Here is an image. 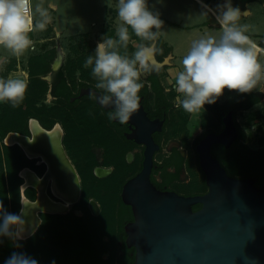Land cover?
Returning a JSON list of instances; mask_svg holds the SVG:
<instances>
[{"label": "rangeland", "instance_id": "obj_1", "mask_svg": "<svg viewBox=\"0 0 264 264\" xmlns=\"http://www.w3.org/2000/svg\"><path fill=\"white\" fill-rule=\"evenodd\" d=\"M32 3L34 7L37 4L41 5L48 11L50 16V22L45 30H37L29 34L34 42V50L29 49L23 55L17 57L0 46V59H6L7 61L0 64V78L21 77L27 82L28 87L32 86L31 91H26L25 98L18 107L13 108L10 103H0V123L7 125V130L25 128V122L30 117L39 119L35 117V114L38 113L43 116L54 108L55 101L52 100L50 95V78L53 67H56L62 56L64 60H72V62L82 61L85 63L89 55H94L96 45L101 41L102 37L107 35L113 39H118L116 30L121 23L118 19L117 23L110 19L103 26L105 19L110 15L111 9L117 7V0H32ZM160 4L168 8V4ZM259 6H257L258 10H260ZM35 19H39L38 14L35 15ZM115 25L117 26L116 28ZM55 26L59 30L65 31L68 35L59 33L60 31L57 32ZM85 32L90 33L85 34ZM129 33L131 39L127 50H130L128 54L131 56L141 43L147 44L149 42L135 36L130 28ZM170 34L171 32L167 36ZM171 40H173L172 43L178 53H182L187 49V36L172 32ZM157 49L155 59L162 65L156 70L162 85L167 93H175L177 95L174 103L178 107H175L172 123L179 126L180 136L190 143L203 129L201 120L205 114L204 110L201 109L198 113H188L183 110L180 106V101L183 97L182 94H178L175 91V79L170 73L171 66L169 61L164 58L160 62L158 57L163 53V50L161 48ZM258 62L264 64V54H261ZM146 75L147 73L143 76ZM46 86H48V90H46ZM226 95L224 93L218 100L223 102L222 100L227 97ZM59 111L60 114L52 115L56 123H61L63 120L62 111ZM9 119H12L10 125H8ZM237 119L246 133L245 145L252 151L264 149V101L249 111L239 113ZM18 130L22 131L21 129ZM82 137H84L82 140H84L85 144L92 143L91 138H87L85 135H82ZM91 148L92 146H88L86 151ZM73 152L71 149L70 153L73 157L70 154L69 157L72 163L82 172L80 174L81 196L78 201L70 205L69 209L64 213H38L40 223L34 233L29 238L18 241L23 246V249L22 247H14L12 241L8 238L0 237V240H2L0 248L1 250L3 249L2 255H0V264H4V261L14 251H22L35 258L38 263L47 258L50 250L60 254L71 253L80 261V264H104L103 261L106 262L110 258V253L107 252L103 253L100 259L98 249L91 246L93 242L95 243L98 236L94 218H100L101 228L99 233L103 235L105 241H108L111 237L115 238L116 204L124 177L120 176L116 180L108 177L96 178L91 175L89 163ZM94 152L99 153V160H101L102 154L100 151L97 149ZM24 158L20 151L8 150L0 135V196H7L5 201L2 202L4 208L10 213L20 214L22 210L24 192L20 189V186L18 187L22 180L17 175V172L21 169L19 167L22 164H27ZM249 170L247 169V171ZM190 173L192 178L187 183L180 185L185 192L197 191L199 187V184L196 183L197 178L193 175L194 170ZM4 183L6 188L3 186ZM92 200L99 206L100 212L97 216L89 208ZM52 231L58 234L57 240L52 236ZM76 232L83 235L80 243L73 242V239L69 236H73ZM62 234L64 235L62 236Z\"/></svg>", "mask_w": 264, "mask_h": 264}, {"label": "clouds", "instance_id": "obj_2", "mask_svg": "<svg viewBox=\"0 0 264 264\" xmlns=\"http://www.w3.org/2000/svg\"><path fill=\"white\" fill-rule=\"evenodd\" d=\"M201 4V17L209 13L220 25L219 36L207 34L195 40L181 60L182 70L175 77V91L182 94L180 106L185 112L198 113L205 105L215 104L225 89L239 94L253 90L264 80V65L258 62L256 45L246 35L249 26L239 24L242 11L233 6L232 0H224L215 9ZM116 13L121 22L116 30L118 39L102 37L94 55H89L84 67L91 66L92 76L98 81L93 99L107 112L110 121L126 124L140 108L139 95L144 87L142 75L152 69V60L158 49L156 41L164 28V20L158 11L150 9L148 0H117ZM38 14L39 19H35ZM50 22L48 11L41 5L33 6L32 0H0V46L14 56H21L34 42L29 33L43 31ZM129 28L135 36L149 43H141L129 56L127 47L131 39ZM120 48L125 52L121 54ZM0 59V64L6 63ZM28 84L20 78H0V103L18 107L25 98ZM25 220L20 214L8 212L0 201V237L12 241L13 246L23 239ZM2 243V240H0ZM4 264H38V261L22 251H14ZM54 264V262H53Z\"/></svg>", "mask_w": 264, "mask_h": 264}, {"label": "water", "instance_id": "obj_3", "mask_svg": "<svg viewBox=\"0 0 264 264\" xmlns=\"http://www.w3.org/2000/svg\"><path fill=\"white\" fill-rule=\"evenodd\" d=\"M151 63L156 68L162 65L157 60ZM140 110L135 124L145 137L136 139L146 144L144 166L122 191V200L134 216L125 227L126 244L136 250L133 264H264V189L251 178L230 176L211 153L213 145L228 149L237 139L233 112L224 118L220 134L207 135L197 147L208 192L184 196L161 191L151 182L158 146L152 138L154 123ZM49 176L50 172L44 178ZM197 204L201 208L194 211ZM92 205L97 216L99 206L94 201L91 209Z\"/></svg>", "mask_w": 264, "mask_h": 264}, {"label": "flooded vegetation", "instance_id": "obj_4", "mask_svg": "<svg viewBox=\"0 0 264 264\" xmlns=\"http://www.w3.org/2000/svg\"><path fill=\"white\" fill-rule=\"evenodd\" d=\"M237 1L240 3L249 2L246 0ZM251 1L264 4V0ZM67 64L78 67L80 62L70 63V61L64 60V57L62 56L57 66L53 67L50 78V95L52 100L55 101L54 107L59 108L62 111V122H55L51 127H46L39 119L30 117L26 122L25 128H16V130L12 132L32 138L33 133L30 127L32 119L38 120L46 131H52L57 125H59L62 131L60 140L61 146L79 179L80 196V174H82V172L72 163V160L69 157V154L72 156L70 153L71 149L74 151L73 153H75V155L89 163L91 175H94V177H108L112 180L119 179L120 176L124 177L119 193V196L122 198V191L125 184L137 176L143 169L146 144L144 142H137L136 137L139 136V138L143 139L145 133L142 130L139 132V128L135 124L136 114H134L126 124L110 121L107 116V112L110 111V109H104L99 106L95 99H93L92 94H82L83 91L86 90H94L97 93L101 91L95 88L98 81L92 76L91 66L85 68L84 63H82V70L78 67L79 69L74 79H68L69 90L62 87L63 77L60 73ZM153 68V71L156 72L155 69L157 68ZM140 82L144 85L139 93L141 97L140 108H142L148 120L151 123H154V126L151 127L153 129L152 138L154 144L158 146V149H156L153 155L151 182L161 191H171L180 195L189 196L191 192L183 191L180 185L187 183L192 178L190 173L192 170H194L193 175L197 178L196 183L201 186V189L203 188L204 183L206 184V176L204 178V172L202 173L203 170L197 152V147L204 138L195 145L196 139L199 135L205 132V128H203L190 143L184 140L180 136L179 126L172 123L175 107H178V105L175 104L173 108H167V104L160 99L159 95L153 93L152 84L148 81V75H142V80ZM53 91L55 92L53 93ZM55 93L61 95H55ZM140 108L137 112L138 115H140ZM227 115L223 116L221 121L214 116L217 122V128L219 129H213L215 131L210 134H220L223 131L224 118ZM148 128L149 126H144L145 131L151 130V128ZM18 129H21L22 131ZM82 135L91 138L92 143L85 144L84 140H82V138H84ZM5 139L3 140V143L8 146ZM88 146H92V148L89 151H86ZM9 147H12L14 151L20 149L25 157L24 160L27 162V164L17 172V175L22 180V183L19 185L20 189L23 188L24 183V179L21 176L23 169H31L39 178H44L49 172V166L42 157L29 158L19 145ZM222 147L225 148V146L221 144L213 145L211 151L212 155H214L213 152L215 151L221 152ZM96 148L102 154V161L99 160V153L94 152V150L97 151ZM67 151L69 152L68 154ZM97 169L108 170L109 172L105 177H100L97 174ZM206 188V190L198 195L206 194L208 192L207 184ZM23 192V195L29 200L31 199V201H35L38 198V190L33 186L26 188ZM47 194L54 201L64 203L63 200L54 194L52 183H49L47 187ZM91 202L89 204L90 209ZM126 240L127 237L125 242ZM120 246H123L122 241H120ZM125 255L126 253L120 252V256L123 257Z\"/></svg>", "mask_w": 264, "mask_h": 264}, {"label": "trees", "instance_id": "obj_5", "mask_svg": "<svg viewBox=\"0 0 264 264\" xmlns=\"http://www.w3.org/2000/svg\"><path fill=\"white\" fill-rule=\"evenodd\" d=\"M251 1V0H246ZM163 20V19H162ZM165 22V20H164ZM32 34V33H30ZM113 35V34H111ZM157 48H161L163 50V53L159 55L158 60L161 62L166 58L170 52L171 49L168 48V46L163 42L161 38H158L156 41ZM132 50V48L130 47ZM127 54L129 53L128 50ZM121 54L125 52L124 48H120ZM129 55V54H128ZM80 62V69L82 68V61ZM70 63H72V60H70ZM74 63V62H73ZM77 66H72L67 64L62 70L60 75L63 77V83L62 87L69 90L68 86V79H74V77L77 74L78 68ZM82 70V69H81ZM154 68L152 66V69L147 72L148 75V81L152 84V91L153 93H156L159 95L160 99L164 101L167 104V108H173L174 107V99L177 97L175 93H167L164 86L162 85L160 76L156 70V72L153 71ZM34 86V85H33ZM31 87H28L26 91H31ZM35 89V88H34ZM37 90V87H36ZM46 90H48V86H46ZM55 91H53L54 93ZM232 92V96L227 99L224 102H220L217 100L215 104L211 105H205L204 107V115L202 116V126L205 128V132L196 139L195 145L203 138H205L208 134L214 132L213 129H219L217 128V122L216 119L218 118L220 121L222 120L223 116L229 114V112H233L235 124L237 127V139L235 140L234 144L226 149L224 147L221 148V152L215 151L213 152V156L217 158L220 163L223 165V167L226 169L227 173L236 178H251L255 180V184L258 188L264 189V149H260L257 151L250 150L246 145V133L238 123V114L241 112L249 111L254 106L260 104L263 100V95L260 92H254L246 93V94H239L237 92ZM32 94V92H31ZM55 95H61L59 93H55ZM59 108H52L48 111V113H45L43 116L41 114H35V117L39 118V120L45 125L46 127H51L56 120L52 118V115L54 114H60ZM215 116V118H214ZM8 125L12 123V119H9ZM27 122V121H26ZM25 122V123H26ZM8 126L0 123V135L2 139L4 140L8 133L15 131L16 128L7 130ZM264 144V142H263ZM6 148L10 151H13L12 147L6 146ZM17 151H20V149H17ZM22 153V152H21ZM23 155V154H22ZM25 165L22 164L19 168L24 167ZM10 168V164H9ZM247 169H250L247 171ZM203 173V171H202ZM204 178H205V174ZM4 181V178H3ZM21 184V183H20ZM12 185V184H11ZM4 188H6V185L4 183ZM10 186V184H9ZM19 187V185H18ZM17 188V186H16ZM206 184L204 183L203 188L201 189V186L198 187L197 191H193L190 193L189 196L198 195L204 190H206ZM14 191V190H12ZM11 192V190H10ZM18 192V190H17ZM6 195L0 196V201H5ZM201 208L200 204H197L193 206V210L197 211ZM95 222V228H96V234H98L95 243L93 242L91 246L96 247L98 249V252L100 253L99 257L101 259V255L103 253H110V258L105 262L104 264H133L135 261L136 256V250L134 247L129 248L125 242V239L127 237L126 232L124 230L125 226L134 221V216L132 212V208L130 205H127L123 202L122 198L118 195V200L116 204V213H115V224H116V235L115 238L111 237L108 241H105L103 239V235L99 233L100 230V218H94ZM98 231V233H97ZM70 233V232H69ZM68 233V234H69ZM64 234H62L63 236ZM52 236L57 240L58 234L55 233V231H52ZM73 242L80 243L82 241V234L79 232H76L75 234L69 235ZM79 241V242H78ZM120 241L123 242V246H120ZM55 242V241H54ZM56 243V242H55ZM23 249V246H22ZM76 250V248H74ZM3 249L0 248V255H2ZM120 252L126 253L125 256H120ZM80 264V261L76 259L75 255L73 254H60L55 253L53 251H48L47 258L39 262L38 264Z\"/></svg>", "mask_w": 264, "mask_h": 264}, {"label": "bare ground", "instance_id": "obj_6", "mask_svg": "<svg viewBox=\"0 0 264 264\" xmlns=\"http://www.w3.org/2000/svg\"><path fill=\"white\" fill-rule=\"evenodd\" d=\"M256 51L257 56L264 54V49L258 45H256ZM152 62H156L155 56ZM30 127L33 133L32 138L10 132L5 139L8 146L19 145L29 158L42 157L49 166L50 176L47 178H39L29 168H25L21 172L24 179L22 190L24 191L30 186L38 190V198L35 201L29 200L25 195L22 197L20 215L26 222L23 239L29 238L38 227L40 223L38 213H64L80 197L79 179L61 146V127L57 125L54 130L46 131L36 119L31 120ZM108 172V170L97 169V174L100 177H105ZM49 183H52L54 194L64 203L54 201L47 194ZM92 210L96 212L97 207L92 205Z\"/></svg>", "mask_w": 264, "mask_h": 264}, {"label": "crops", "instance_id": "obj_7", "mask_svg": "<svg viewBox=\"0 0 264 264\" xmlns=\"http://www.w3.org/2000/svg\"><path fill=\"white\" fill-rule=\"evenodd\" d=\"M202 2L215 9L216 6L223 3L224 0H202ZM160 3L168 4V8ZM232 3L233 6H239L242 11H247L248 14L242 15L238 23L241 25H248L249 28L246 35L249 36L253 43L264 49V4L256 1L240 3L237 0H232ZM148 4L151 10L158 11L161 19L165 20L164 28L161 31L159 38H161L168 48L171 49L170 54L165 59L169 61L171 66L170 73L175 79L177 72L182 70L181 60L189 51L192 43L207 34H212L218 37L221 32L220 25L216 22L215 16L212 15V13H209L207 17L199 16L202 8L198 0H148ZM258 5H260V10L257 9ZM110 19L117 23L118 17L116 8L111 9L110 15L105 19L103 26ZM116 27L117 26L115 25V28ZM55 28L57 32L60 31L59 33H65V31L59 30L56 26ZM170 32L171 34L172 32H175L187 36V49L185 51L178 53V50L172 43L173 40H171V34L167 36ZM86 33L90 32H85V34ZM260 57L261 54L257 56V59L259 60ZM258 87H264V80L261 81ZM253 91L260 92L263 95L262 101H264V92L258 90ZM224 93L227 94V97L222 100L223 102L232 96L231 91L227 90Z\"/></svg>", "mask_w": 264, "mask_h": 264}, {"label": "built area", "instance_id": "obj_8", "mask_svg": "<svg viewBox=\"0 0 264 264\" xmlns=\"http://www.w3.org/2000/svg\"><path fill=\"white\" fill-rule=\"evenodd\" d=\"M34 32V31H33ZM33 32H31V33H33ZM30 34V33H29Z\"/></svg>", "mask_w": 264, "mask_h": 264}]
</instances>
